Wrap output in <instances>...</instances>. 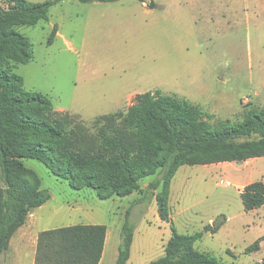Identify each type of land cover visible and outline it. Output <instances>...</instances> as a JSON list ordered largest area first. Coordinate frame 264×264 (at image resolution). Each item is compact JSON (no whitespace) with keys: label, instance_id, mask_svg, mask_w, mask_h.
<instances>
[{"label":"rangeland","instance_id":"1","mask_svg":"<svg viewBox=\"0 0 264 264\" xmlns=\"http://www.w3.org/2000/svg\"><path fill=\"white\" fill-rule=\"evenodd\" d=\"M0 6L8 7L5 0ZM16 31L29 38L34 58L14 63V71L26 90L52 100L51 118L79 154L107 152L129 139L134 131L128 109L146 92L191 103L208 115L211 127L236 124L249 110L264 108V0H63L51 8L48 21ZM24 164L52 198L29 216L1 262L34 264L41 232L105 225L103 264H116L126 212L143 193L101 200L93 189L71 188L38 161ZM155 178L144 179L141 189ZM256 181L264 183V157L240 165L180 167L171 184V223L158 214L160 189L133 207L127 264L163 257L172 223L179 233L194 234L223 218V227L205 233L195 248L222 264L264 263V240L259 251L246 252L264 237V207L246 212L240 197Z\"/></svg>","mask_w":264,"mask_h":264},{"label":"trees","instance_id":"2","mask_svg":"<svg viewBox=\"0 0 264 264\" xmlns=\"http://www.w3.org/2000/svg\"><path fill=\"white\" fill-rule=\"evenodd\" d=\"M62 1L5 0L8 7L0 6V264L10 251L14 235L35 210L52 198L42 187L40 177L25 166V160L40 162L75 190L93 189L101 200L143 193L127 210L122 229L116 264H127L134 237L130 221L133 207L160 189L155 194L158 214L162 221L171 223V184L180 167L264 157V108L249 110L236 124L211 127L208 115L191 103L160 91L146 92L138 94L128 109L126 121L134 131L129 139L107 152L77 153L63 128L51 118L52 100L26 90L24 78L14 71V63L25 65L34 58L29 38L16 28L48 21L51 8ZM77 1L87 4L122 0ZM56 35L55 26L48 45ZM151 176L156 178L143 191L141 182ZM240 197L246 212L263 208L264 183L247 185ZM225 222L223 218L194 234H181L172 223L164 256L150 264H222L198 251L195 244L205 233H217ZM106 236L105 225H75L41 232L34 264H100ZM262 240L264 237L246 252L259 251Z\"/></svg>","mask_w":264,"mask_h":264},{"label":"crops","instance_id":"3","mask_svg":"<svg viewBox=\"0 0 264 264\" xmlns=\"http://www.w3.org/2000/svg\"><path fill=\"white\" fill-rule=\"evenodd\" d=\"M212 166V165H211ZM25 227V226H24ZM22 227L21 229H19V231L14 235V237L12 238L11 240V243H10V250L12 248V244H13V241L15 239V237L17 236V234L24 228ZM107 239H108V236H106V242H105V247H104V252H103V255H102V259L100 261V264H103V261H104V253H105V249H106V244H107ZM1 264H3V262H1ZM10 264H18L16 262H10Z\"/></svg>","mask_w":264,"mask_h":264},{"label":"water","instance_id":"4","mask_svg":"<svg viewBox=\"0 0 264 264\" xmlns=\"http://www.w3.org/2000/svg\"><path fill=\"white\" fill-rule=\"evenodd\" d=\"M150 8H154V3L153 2L150 4ZM238 164L240 165V164H242V162H238Z\"/></svg>","mask_w":264,"mask_h":264},{"label":"built area","instance_id":"5","mask_svg":"<svg viewBox=\"0 0 264 264\" xmlns=\"http://www.w3.org/2000/svg\"><path fill=\"white\" fill-rule=\"evenodd\" d=\"M227 185H228V186H231V183H230V182H227Z\"/></svg>","mask_w":264,"mask_h":264}]
</instances>
